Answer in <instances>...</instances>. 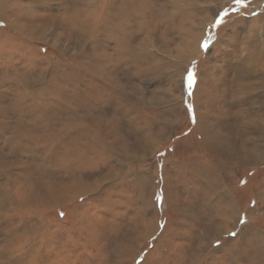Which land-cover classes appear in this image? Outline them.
I'll use <instances>...</instances> for the list:
<instances>
[{"label": "rangeland", "instance_id": "rangeland-1", "mask_svg": "<svg viewBox=\"0 0 264 264\" xmlns=\"http://www.w3.org/2000/svg\"><path fill=\"white\" fill-rule=\"evenodd\" d=\"M0 264H264V0H0Z\"/></svg>", "mask_w": 264, "mask_h": 264}, {"label": "bare ground", "instance_id": "bare-ground-1", "mask_svg": "<svg viewBox=\"0 0 264 264\" xmlns=\"http://www.w3.org/2000/svg\"><path fill=\"white\" fill-rule=\"evenodd\" d=\"M253 53V52H252ZM257 54V53H256ZM249 58V57H248ZM252 60L249 61V65H248V70H247V74H249L251 77H262V72H261V68L259 67V58L258 55H254L252 58ZM242 62V61H241ZM245 73V72H244ZM237 74H241L237 73ZM244 78V77H243ZM260 79V78H259ZM244 85V84H243ZM243 87V86H242ZM243 90V89H242ZM260 91V90H259ZM253 92V91H252ZM239 93V92H238ZM254 93V92H253ZM247 94V93H246ZM261 94V93H260ZM257 95V94H256ZM259 128V127H258ZM257 128V129H258Z\"/></svg>", "mask_w": 264, "mask_h": 264}, {"label": "snow or ice", "instance_id": "snow-or-ice-1", "mask_svg": "<svg viewBox=\"0 0 264 264\" xmlns=\"http://www.w3.org/2000/svg\"><path fill=\"white\" fill-rule=\"evenodd\" d=\"M234 3L236 5H240V6H243L245 4V0H234ZM227 14V10L222 14V15H226ZM189 86H191V80H192V77L191 75L189 76ZM61 216H63V212L60 213ZM239 223L243 224L245 223V219L242 217L240 220H239ZM230 235L232 236H235L237 235L235 232L231 233Z\"/></svg>", "mask_w": 264, "mask_h": 264}]
</instances>
